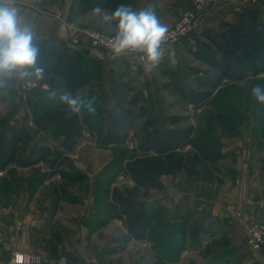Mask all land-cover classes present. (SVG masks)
Instances as JSON below:
<instances>
[{
	"label": "rangeland",
	"instance_id": "obj_1",
	"mask_svg": "<svg viewBox=\"0 0 264 264\" xmlns=\"http://www.w3.org/2000/svg\"><path fill=\"white\" fill-rule=\"evenodd\" d=\"M183 40L177 47L166 48L157 68L151 72L138 68L131 75L134 90L129 98L140 91L145 95L137 104L118 98V84L123 79L118 71L97 68L94 77L73 94L86 100L94 98V115L85 111L77 116L59 97L40 90L49 78L55 83L63 81L53 72L41 79H20L18 84L15 78L1 81L0 146L20 129H26L31 137L19 144L16 160L0 170V218L13 221L20 209L14 201L24 203L27 196L29 209L46 207L64 215H79L90 209L95 194L98 199L113 200L122 214L131 203L132 210L125 214L128 222L135 221L139 227L147 222L145 231L155 237V231L171 219H186L180 202L195 195L194 205H211L225 197L236 184L228 167L234 159L232 152L214 167L203 159L199 147L214 140L225 149L244 134H264V104L250 92L254 85L264 87V0L219 2L201 15L194 33ZM217 43L245 53L250 65L244 70L237 66L216 87L202 86L196 78L204 76L208 66L199 53L209 46L214 49ZM171 53L175 54V64L170 62ZM27 82L36 86H26ZM124 109L131 111V122L120 130L113 126V119ZM161 127L192 129L194 142L164 156L142 153L138 147L141 140L147 132ZM110 129L127 133V142L122 146L103 144L101 140ZM44 145L66 155L62 166L35 161ZM170 187L179 201L173 210L166 206ZM204 217L197 207L189 218ZM7 230L0 229V236H7ZM166 240L159 237L153 245L159 247ZM220 249L212 250L208 257Z\"/></svg>",
	"mask_w": 264,
	"mask_h": 264
},
{
	"label": "crops",
	"instance_id": "obj_2",
	"mask_svg": "<svg viewBox=\"0 0 264 264\" xmlns=\"http://www.w3.org/2000/svg\"><path fill=\"white\" fill-rule=\"evenodd\" d=\"M107 1L110 2L10 0L20 20L31 27L34 40H40L43 47L56 55L53 73L63 81L44 80L40 87L44 94H55L59 98L65 92L73 95L79 86L94 77L101 66L109 72L118 71L123 76L122 81L131 79L132 82L131 75L139 71L138 68L145 70V63L136 56L123 55L112 59L105 51L91 47L84 35H80L79 44L72 43L77 34L76 27L103 28L114 34V25L107 26L93 15L92 9L97 5L109 13L120 4L134 10H152L168 28L185 8L192 5V0H112L109 4ZM182 41L164 47H177ZM125 76L129 79L125 80ZM72 78L73 82L68 86ZM5 79L0 77V82ZM20 79L15 78L16 84ZM50 83L55 85L54 88ZM223 152L227 155L232 152L234 156L228 167L236 184L225 192V197L211 205H194L195 195L190 201L180 202L186 219H171L168 225L155 231V237H150L137 223L130 224L113 200H99L95 194L90 209L79 215H64L46 207L37 209L31 206L29 209L28 196L24 203L14 201L20 205L13 214L15 219L0 218V229H8L7 236H0V264H12L13 253L17 250L41 255L43 261L40 264H264V248L253 250L248 247L241 224L227 209L231 204L245 216L264 222V134L257 137L253 133L244 134ZM170 189L166 206L173 210L179 201L174 189ZM197 207L206 217L190 219ZM209 215H212L211 219L207 218ZM162 236L166 242L159 247L153 245ZM219 247L220 251L208 257ZM61 259H64L63 263Z\"/></svg>",
	"mask_w": 264,
	"mask_h": 264
},
{
	"label": "clouds",
	"instance_id": "obj_3",
	"mask_svg": "<svg viewBox=\"0 0 264 264\" xmlns=\"http://www.w3.org/2000/svg\"><path fill=\"white\" fill-rule=\"evenodd\" d=\"M92 13L105 25L115 26V32L110 37V50L114 58L129 54L138 56L145 61V70L149 72L159 66L167 51L164 44L169 28L154 11L134 10L120 4L110 13L97 5ZM33 40L31 27L20 20L10 0H0V77L43 78L44 69L37 63L39 49ZM169 59L173 64L177 62L174 53L169 54ZM244 83L246 81L242 85ZM250 92L259 104H264V87L254 85ZM60 101L77 116L85 111L90 115L96 112L94 98L86 100L65 92L60 96Z\"/></svg>",
	"mask_w": 264,
	"mask_h": 264
},
{
	"label": "trees",
	"instance_id": "obj_4",
	"mask_svg": "<svg viewBox=\"0 0 264 264\" xmlns=\"http://www.w3.org/2000/svg\"><path fill=\"white\" fill-rule=\"evenodd\" d=\"M111 1L112 0H110V2ZM110 2L107 1V4ZM33 43L39 49L37 63L39 67L44 69L43 74H48L51 70L52 72H55L53 65L55 64L54 60L56 55L54 52L47 47H43L40 40H33ZM199 55L208 66V69L205 71L204 76H198L196 80L200 85L207 87L218 86L219 82L223 78L231 76L232 71L237 66H240L244 70L247 64L250 65V59L245 53L240 52L235 47L225 43H217L214 46V49L209 46L206 50H202ZM64 69H67V67ZM82 73L83 68L81 69V74ZM131 83L132 80L130 79L128 81H121L118 84V98L121 102H127L128 100L130 104H137L145 99V95L142 91H140L129 98L130 92L134 90V87H131L130 85ZM207 95L209 94L207 93ZM130 116L131 111L124 109L122 114L113 119V126L123 130L130 125ZM30 137V132L26 129H20L9 139V141H7V143L0 146V170L4 169L9 163L16 160L20 149L19 144L23 140L29 139ZM127 140V133H118L117 131L110 129L105 134L101 142L103 144L122 146L127 142ZM193 142L194 138L192 136V129H172L161 127L147 132L138 147L142 153L155 152L157 155L164 156L171 151L182 148L188 144H192ZM199 150L203 159L214 167L220 160L228 156L227 153L223 152L222 147L214 140L204 141L200 145ZM66 159V155L62 151L54 150L51 147L44 145L41 147L40 153L35 158V161H48L52 166L57 168L62 166ZM144 182L147 181L145 180ZM153 184L154 187L158 186L155 183ZM130 210H132L131 203L126 205L123 212L126 214ZM146 223L147 222H143V226H141L144 231L147 228ZM132 224L136 225V222L134 221Z\"/></svg>",
	"mask_w": 264,
	"mask_h": 264
},
{
	"label": "built area",
	"instance_id": "obj_5",
	"mask_svg": "<svg viewBox=\"0 0 264 264\" xmlns=\"http://www.w3.org/2000/svg\"><path fill=\"white\" fill-rule=\"evenodd\" d=\"M229 0H192V5L185 8L179 19L169 27L164 45H174L184 38L190 36L196 29V24L201 15L213 7L218 2H226ZM76 36L72 38V43H80V35L88 38L89 44L93 48L101 49L107 53L110 58H114L110 50V37L113 34L107 33L100 29L76 27ZM132 55V54H129ZM135 56V55H134ZM140 61L138 56H136ZM35 87L36 84L27 82L26 86ZM228 211L235 219L239 221L244 232L246 244L253 250H261L264 248V222L253 220L243 213V211L235 209L233 205L227 206ZM43 257L37 254H28L22 251H14L12 264H40Z\"/></svg>",
	"mask_w": 264,
	"mask_h": 264
},
{
	"label": "water",
	"instance_id": "obj_6",
	"mask_svg": "<svg viewBox=\"0 0 264 264\" xmlns=\"http://www.w3.org/2000/svg\"><path fill=\"white\" fill-rule=\"evenodd\" d=\"M61 262L63 263L64 262V259H61Z\"/></svg>",
	"mask_w": 264,
	"mask_h": 264
}]
</instances>
